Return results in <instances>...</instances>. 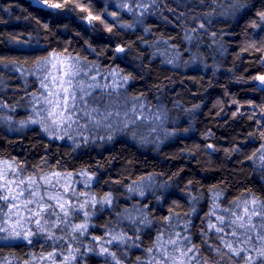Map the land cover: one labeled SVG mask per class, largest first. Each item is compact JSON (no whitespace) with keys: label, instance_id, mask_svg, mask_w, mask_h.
Returning <instances> with one entry per match:
<instances>
[{"label":"trees","instance_id":"16d2710c","mask_svg":"<svg viewBox=\"0 0 264 264\" xmlns=\"http://www.w3.org/2000/svg\"><path fill=\"white\" fill-rule=\"evenodd\" d=\"M81 2L93 15L104 14L112 31L98 20L90 25L75 0L63 9L0 0V100L19 106L31 92L33 81L27 80L24 89L17 70H32L40 57L70 54L95 63L101 73L120 76L121 100L141 97L146 107L162 112L164 134L152 144L125 133L81 145L52 138L37 126L20 134L0 126L1 162L24 178L58 173L75 181L83 175L95 203L94 212L74 213L71 225L52 238L0 244V264H72L73 257L74 264H148L159 253L157 237L167 241L177 232L200 246L210 264L234 263L238 258L209 250L208 245H219L227 252L217 234L208 232V222L217 223L216 215L231 219V211L243 214L245 200L249 208L253 197L264 201V153L257 152L264 127L256 123H264V88L252 79L264 74V31L251 27L259 22L264 0H157L143 16L129 0ZM122 4L133 7L135 15ZM129 23L134 26L121 27ZM117 47L125 51L118 53ZM170 53L178 55L177 67L166 60ZM144 181L151 191L140 197L134 186ZM108 196L110 203H98ZM211 211L216 215L209 217ZM254 221L257 230L250 235L260 247V220ZM79 224L87 225L83 237L74 230ZM113 236L123 240L113 241ZM102 248L116 259L101 255ZM244 256L264 264L255 250Z\"/></svg>","mask_w":264,"mask_h":264},{"label":"snow or ice","instance_id":"6c2138e0","mask_svg":"<svg viewBox=\"0 0 264 264\" xmlns=\"http://www.w3.org/2000/svg\"><path fill=\"white\" fill-rule=\"evenodd\" d=\"M41 3L46 5L51 9H63L69 0H62V2H57V0H40ZM130 4L136 5L137 8L142 9L140 15L143 16L149 11L151 5H156L157 0H129ZM75 7L79 8L81 12H87L88 15L85 17L88 23L91 25L93 21H100L104 24L107 31L111 32L112 27L102 19V15H93L89 10L90 5L82 3L81 0H75ZM121 8H126L127 11L132 12L135 15L133 7H130L129 4L120 5ZM105 14L106 10H105ZM113 17H116L117 13H110ZM183 15V14H181ZM257 16L259 17V22L252 21V28H259L261 31H264V11L258 12ZM39 22V21H38ZM139 22V21H137ZM134 25L132 23L122 24L121 27L132 28ZM46 27V25H45ZM200 28H203L204 25L200 24ZM147 31V29H146ZM193 32L196 29H192ZM189 39L191 37H188ZM125 49L122 47H117L116 52L122 53ZM3 63V59L0 58V64ZM14 63V62H12ZM49 63V57H40L36 64L43 68L45 71L47 69L45 66ZM171 63V61H169ZM56 68L57 75L52 77L54 83H57L58 90L52 91L48 86V75H45L43 79L40 80L41 88L46 90L45 93H41L39 96L34 94V102L40 105L38 110V115L41 117L38 120H31L32 124H40L42 130L47 132L50 128H61L67 127L71 128L73 124L81 126V121L84 122L82 126L92 125L95 127H107L112 128L114 124H119L122 128H128L131 126H138V121L143 122L149 119L151 115L150 111L148 114H145L146 105L141 102V97L133 98V104L131 108H128L127 102L120 103L119 100H110L107 103L103 102V97L97 98L95 95V90L100 89L102 92L109 88L112 91H108L106 94L111 97L113 92H115V85H109L105 83L100 85L97 82V76L99 72H96L95 75L92 74L94 70V65L89 67L87 64H81L80 61L72 57L70 54L66 61H58L57 64L53 65ZM87 69V70H86ZM112 75H116L112 73ZM128 78L125 77V81ZM253 80L259 81L261 88H264V74L257 75L252 78ZM119 96V93H117ZM250 106L251 102H249ZM0 107H8L0 103ZM35 110V109H34ZM235 115V113H234ZM261 116L264 117V111L261 112ZM163 113H160L154 117L155 120H161ZM256 123L261 127H264V123L260 120H257ZM154 130V129H153ZM135 135V133H133ZM252 136V133L249 134ZM262 139H264V132L260 133ZM56 139H62L63 137H55ZM112 136H108V140H111ZM209 148H213V145H208ZM257 152L264 153V144L257 149ZM256 155V152L253 153V156ZM252 159V157H249ZM260 159L264 161V154L260 156ZM55 175H59L56 173ZM9 172L6 170H0V201L9 202L17 200L18 198L24 196L25 192H28L29 199H27L23 207L36 217H43L46 213H49L50 206L44 202V195H39L37 189L40 188L38 179L36 177H28L27 184L29 186H35L34 189L29 190V188H20V185L25 184L24 179H9ZM39 180H43L44 183L48 184L50 181L47 177H40ZM15 186V187H14ZM16 189H20L16 191ZM7 193V194H3ZM47 195V193H45ZM48 200L55 201L56 207L64 213L65 216L69 215L68 208L65 207V203L62 202V198L59 196L48 195ZM110 196L106 197L103 201L98 203H110ZM243 214L237 213L236 211L230 212L231 219L226 218L224 215H216L214 211L209 212L207 215L209 217L216 215L217 223H213L211 220L208 222V232L214 231L216 239L220 241V245L223 246V249H227V252L222 251V248L219 245H208V241H203L204 244L208 245L210 251H215L220 254L221 257L229 256L230 259H235L234 264H241V261L244 264H253V257L244 256V253L249 252L250 250H255L257 256L261 261H264V201L253 197L251 200L252 207L249 208V201L245 200L244 202ZM35 204L36 211L33 212L28 205ZM239 207V203L236 204ZM3 205H0L2 209ZM10 208L19 209V205L10 204ZM81 208L84 205H80ZM214 207H219L215 205ZM171 211V210H170ZM225 213H229V209H223ZM51 214L55 215L54 209L51 210ZM88 213H85L87 216ZM254 217L259 218L260 224L259 229L256 233V239L261 242L260 247H256L253 244V237L250 235L251 232L257 230V224L254 221ZM165 219H168L167 217ZM39 224V220H37ZM86 224H79L75 226L74 230H79L81 235L86 231ZM231 228L230 234L227 233V229ZM237 230H243L239 232ZM208 232H203L202 235H208ZM0 233H8L7 235H0V242L15 239L21 236L19 231L9 230L8 228L0 227ZM26 234L24 236L27 239ZM176 238L169 236L167 241H163L162 236H158L157 240L154 243L160 245L158 255H154L148 264H210L208 258H202L201 248L198 245L192 244L191 238L189 236H181L179 232L175 233ZM98 239V238H97ZM113 241L120 240L122 237H112ZM31 242V241H29ZM111 243V241H109ZM240 245H244L241 247ZM252 245V249H249L247 246ZM138 246V245H137ZM149 253L153 252L152 248L147 249ZM101 255L108 254L111 255L115 260V253H110L107 248L101 249ZM53 254L49 253V257ZM67 257L65 261H67ZM74 259V257H73ZM139 261L140 258L138 257ZM116 264H120L119 260H116ZM211 264H219L217 261H212Z\"/></svg>","mask_w":264,"mask_h":264},{"label":"rangeland","instance_id":"374dc122","mask_svg":"<svg viewBox=\"0 0 264 264\" xmlns=\"http://www.w3.org/2000/svg\"><path fill=\"white\" fill-rule=\"evenodd\" d=\"M32 3L34 0H31ZM167 61H171L169 63L172 67H177V63L179 62V57L176 53H170L167 55ZM67 58L59 57V56H49V63L45 66L47 71L43 68H40L36 64V66L32 70L27 71H18L19 76L22 78L21 81L25 84L23 85L24 89L26 88L27 80H32L33 85L31 92L29 91L24 99L21 101L22 103L17 106L16 104H7L0 100V103L7 105L8 107H0V126L10 134H20L27 128H31L32 126H37L42 129L40 124H32L31 120H38L41 117L37 114L40 108L39 104L34 102V94L39 96L41 93L46 94V90L41 88L40 80L44 78L45 75H48L49 79L47 81L49 89L52 91L58 90L57 83H54L52 77L57 75L56 68L53 65L57 64L58 61H66ZM87 64L89 67L95 66L92 72L93 75L96 72H99L97 76V82L100 85H104L105 83L111 85H115V92H113L112 96L109 97L106 93L108 91H112L111 88L104 90L103 92L100 89L95 90V95L97 98L103 97V102L107 103L110 100H119L120 103L127 102L128 108L132 107L133 100H128L122 96V100L120 98L119 90L124 87V83L122 82L121 77L112 75L110 71L105 73H101L99 71L98 66L95 63H82ZM187 67V66H186ZM185 67V68H186ZM87 70V69H86ZM119 93V96H117ZM35 109V110H34ZM150 111L151 115L149 119L143 122L138 121V126H129L128 128H122L119 124H114L112 128L107 127H95L92 125L82 126L84 124L81 121V126L73 124L71 128L61 127V128H50L49 131L45 132L46 135L55 138L57 136L63 137V140L68 142H72L75 144L80 143L81 145H93L95 142H108V136L111 135L112 138L120 135H124L125 133H129L132 139L137 141H146L150 144L156 142L158 139V135L164 134L163 126L165 125V117L163 115L161 120H155L154 117L162 112L156 109H150L146 107L145 114L147 115ZM154 129V130H153ZM150 134V137L146 135V133ZM135 133V135H133ZM144 136V139H143ZM56 139V138H55ZM61 139V140H62ZM148 139V140H147ZM13 166L0 161V170H6L9 172V179H24L25 184L20 185V188H29L32 190L35 186H29L27 184V178L22 177L18 172L12 168ZM36 175V174H35ZM41 176H37L38 183L40 184V188L37 189L39 195H44V202H46L50 206L49 213H46L43 217H36L34 215H30V213L23 207L25 201L31 197H29L28 192L24 193V196L18 198L14 201L4 202L0 201V205H3L2 209H0V227L8 228L10 231L15 230L21 233V236L15 239H10L6 241L0 242V244H8V243H17L24 242L30 244L37 237L44 238L47 240L49 238L57 235V232L65 231L67 226H70L73 219L74 213H85L87 210L89 212L95 211V203H93L90 192H87L91 182L86 180L83 175H79L75 181L72 178L65 176H51L49 175L47 178L50 183L46 184L43 180H39ZM2 183V181H0ZM15 187V186H14ZM136 195L143 197L148 192L151 191L150 185L147 181H144L140 184L134 186ZM20 189H16L19 191ZM47 193V195H45ZM7 194V193H3ZM48 195L59 196L62 198V202L65 203V207L69 210V215L65 216L62 211L55 205V201L48 200ZM89 196V197H88ZM89 198V199H88ZM10 204H16L21 207L19 209H12L9 207ZM80 205H84L83 208ZM29 208L36 211V205L31 204L28 205ZM55 211V215L51 214V210ZM88 213V212H86ZM137 212H134V215ZM90 214V213H89ZM83 215V214H82ZM39 220V224L37 223ZM76 226V225H75ZM75 229V227H74ZM78 234L80 237H83L84 234L81 235V232L78 230ZM27 239L24 238L26 234H29ZM8 233H0V235H7ZM31 241V242H29ZM69 249H72L71 245ZM228 264H234L228 261ZM75 263V260H72V264ZM38 264V263H36ZM41 264V263H40Z\"/></svg>","mask_w":264,"mask_h":264},{"label":"water","instance_id":"95a60500","mask_svg":"<svg viewBox=\"0 0 264 264\" xmlns=\"http://www.w3.org/2000/svg\"><path fill=\"white\" fill-rule=\"evenodd\" d=\"M32 5L37 6V7H44L43 4L39 0H34Z\"/></svg>","mask_w":264,"mask_h":264}]
</instances>
